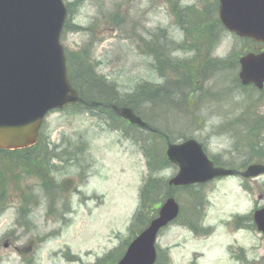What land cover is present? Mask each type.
<instances>
[{"label": "rangeland", "instance_id": "1", "mask_svg": "<svg viewBox=\"0 0 264 264\" xmlns=\"http://www.w3.org/2000/svg\"><path fill=\"white\" fill-rule=\"evenodd\" d=\"M64 1L72 13L68 25L83 28L64 29L66 54L86 49L96 72L117 85L121 101L140 83L166 85L167 103L163 98L154 105L147 98L140 104L153 127L173 141L197 139L226 167L239 165L241 153L245 158L254 154L253 163L264 164V126L258 128L264 124V90L243 88L237 78L240 67L227 61L238 60L252 45L218 28L213 40L202 34L199 20L194 26L179 18H184L180 11L190 8L210 25L218 16L219 0ZM205 9L211 11L205 14ZM152 39L173 59L195 62L193 70L209 58L217 62L214 72L190 92L192 104L185 101L186 94L179 96L173 85L176 76L166 65L161 67L166 78L156 69L146 49ZM98 112L70 106L46 116L42 140L51 143V150L60 145L58 152L66 148L74 157L66 153L62 161L32 163L19 177V188L7 185L0 201V264H96L110 252L114 261L135 237L138 227H129L140 188L151 174L144 144L150 141L155 148L160 143L161 149L166 144L127 121ZM177 172L170 164L155 176L169 182ZM168 189L164 192L173 193L201 231L194 232L183 218L169 224L159 233L157 264H264V235L252 214L264 208V175L255 180L221 177L192 190Z\"/></svg>", "mask_w": 264, "mask_h": 264}, {"label": "water", "instance_id": "2", "mask_svg": "<svg viewBox=\"0 0 264 264\" xmlns=\"http://www.w3.org/2000/svg\"><path fill=\"white\" fill-rule=\"evenodd\" d=\"M219 2V17L226 30L264 44V0ZM67 16L64 0H0V149L33 146L50 111L83 101L69 79L61 41ZM239 61L242 84H254L262 90L264 50L249 52ZM112 108L131 124L152 129L132 108ZM166 155L179 168L169 181L171 186L203 184L237 173L215 166L194 138L178 143L169 141ZM261 174L262 164H252L242 173L246 178ZM179 213L180 204L168 197L117 264H155L158 234ZM254 221L264 234V208L255 211Z\"/></svg>", "mask_w": 264, "mask_h": 264}, {"label": "trees", "instance_id": "3", "mask_svg": "<svg viewBox=\"0 0 264 264\" xmlns=\"http://www.w3.org/2000/svg\"><path fill=\"white\" fill-rule=\"evenodd\" d=\"M68 13H70V3L67 4ZM212 9V8H211ZM211 9L207 10L205 9V14L208 11H211ZM193 10V9H192ZM181 16L180 19L184 20L185 22L183 24L187 25H194L197 26V24H192L195 21L199 20L200 23L198 27L202 24L201 32L205 36H209L214 40V34H215V28H218L220 32L226 31V29L223 27L219 17H216L215 21H212L210 25H205L200 15H198V12L190 11V8H187L186 11H180ZM187 17V19H185ZM187 20V21H186ZM71 29L75 31H81L83 28L81 26H69L68 22L65 24V29ZM187 31V28H184ZM239 38V37H238ZM242 39V38H240ZM245 42H249L252 47L248 48L250 51H260L263 49V45L260 43H255L254 41L250 39H242ZM147 51L150 55H153L158 68V72L165 77V74L163 72V65H166L168 67V70L172 71L173 75L176 76V80L174 81V86L178 90L179 96L181 94H186L187 98L185 101L191 102L192 94L190 92L195 91L199 88L198 83L200 79H204L205 75L212 74L214 72V69L217 65V62L215 60H212L209 58V61H207L205 64L201 65V68H197L196 70H193V66L196 64L195 62L191 61L188 62L186 59L184 61H179L176 59H173L170 55L171 52L167 48H165L164 45H162L159 41H155V39H152V41H149V44H147ZM175 50V48H174ZM228 62H231L229 64H232V66L239 67V59L238 60H227ZM67 65H68V74L69 79L73 86L79 91L83 101L77 103L76 107H79V110L81 112L88 111L89 113H97L103 114L104 116H112L115 119H118L120 121H124L121 118H119L116 113L113 111V109L110 107L111 104H116L118 106H129L132 107L137 114H139L145 121H147L148 124L152 126V121L147 120L146 116H143L140 112V104L144 100H148L149 98L154 105H157L158 102H162L161 100L163 98L170 99L167 92H163V90H166V85H156L151 84L147 82L140 83L135 91L128 95L123 101L120 100L117 85L115 83H107L104 79L103 75H99L96 72V69L93 65V62L90 58V55L88 51L85 49L83 51L79 52V55H69L67 54ZM163 66V68H161ZM233 68V69H234ZM200 77V78H199ZM166 78V77H165ZM238 78V77H237ZM239 80V78H238ZM237 81V79H236ZM240 82V80H239ZM245 88V87H243ZM187 92H186V91ZM188 93V94H187ZM163 94V95H162ZM92 102L97 103V105H91ZM163 103V102H162ZM103 104H107V106H103ZM132 128L135 126H131ZM137 130L140 128L135 127ZM157 129V128H156ZM142 130V129H141ZM158 130V133H153L150 131H147L146 129L142 130L145 131L148 134H151L155 137L162 138L164 144L167 143L166 135H168L165 131ZM51 144V143H50ZM50 144L44 139L42 140V131L39 136V141L36 145H34L31 148L27 149H21V150H1L0 149V201L3 199V197L6 195L7 192V185L10 186V183L13 185L14 183L17 184L16 187L19 188L21 185V178L24 176L23 173L27 168L31 166L32 163L35 165L42 164H49L50 161L53 159H58L62 161L65 157H63V154L68 153L69 159L74 156H72V153L68 152V149H62L59 152L57 151L58 147L60 145H53L54 150H51L49 148ZM144 149L146 155L149 157L148 165L151 169V174L148 178L144 179V182L140 189V202L137 207V210L132 218V222L130 225V229L133 230L134 227H138L136 232L133 234V237L136 236L138 233H140L154 218L157 213L159 206L161 202H163L166 197L169 195H173V193H168L167 191L164 192L165 188L168 187L170 189H174V187L169 186L168 182L161 179L158 175L155 176L156 172L160 168H164L166 166H169L171 163L168 161L165 149L161 144L157 143L156 147L151 148V142L146 141L144 144ZM52 155V157H51ZM75 160V159H74ZM24 171V172H23ZM32 173V171H31ZM21 177V178H19ZM45 186H49L45 183ZM201 186V185H199ZM194 188V185L185 187V190H192ZM26 198H23V201H28V196L23 195ZM198 200V199H197ZM196 200L193 199V208H196L197 203ZM180 218H183L187 221L188 225L191 228H194L195 225L190 217L185 216V213L183 211V207L181 208V214ZM247 219V217H244ZM125 251V250H124ZM124 253L121 254V256H118L116 260L112 261V252L104 258L99 259L96 264H106V259L108 264H116L118 260L122 257ZM112 261V262H111Z\"/></svg>", "mask_w": 264, "mask_h": 264}, {"label": "flooded vegetation", "instance_id": "4", "mask_svg": "<svg viewBox=\"0 0 264 264\" xmlns=\"http://www.w3.org/2000/svg\"><path fill=\"white\" fill-rule=\"evenodd\" d=\"M241 118H242V116H241ZM257 122L258 121H256V123H255V125H257ZM261 126H264V124L263 123H258V128H260ZM259 140H261L260 139V137L258 138ZM261 143H263V145H264V140L261 142ZM211 157V156H210ZM254 159V154H252L249 158H245V155H243V153H241V157H240V155H237V159H239L240 161H239V165H237L236 167H235V169H237L238 171H239V173L237 174L238 176H240L241 177V171H244V170H242V169H245V168H247L249 165H251V164H253V161H252V158ZM214 161H216L217 162V160L215 159V158H213V157H211ZM218 163V162H217ZM257 163H259L258 161H257ZM216 164V163H215ZM222 165V164H221ZM259 178V177H258ZM258 178H249V179H252V180H255V179H258ZM245 179V178H244ZM245 180H248V179H245ZM199 231H201V229H199V228H197V227H195V231L194 232H199ZM158 255H159V253H158Z\"/></svg>", "mask_w": 264, "mask_h": 264}]
</instances>
